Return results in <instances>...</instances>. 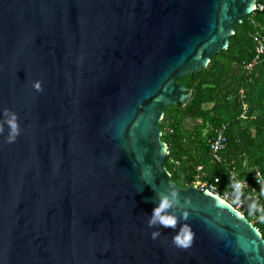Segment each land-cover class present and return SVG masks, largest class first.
Masks as SVG:
<instances>
[{
  "label": "water",
  "instance_id": "1",
  "mask_svg": "<svg viewBox=\"0 0 264 264\" xmlns=\"http://www.w3.org/2000/svg\"><path fill=\"white\" fill-rule=\"evenodd\" d=\"M256 2L0 0V264H264L240 212L172 182L157 127ZM165 196L174 228L150 224Z\"/></svg>",
  "mask_w": 264,
  "mask_h": 264
},
{
  "label": "trees",
  "instance_id": "2",
  "mask_svg": "<svg viewBox=\"0 0 264 264\" xmlns=\"http://www.w3.org/2000/svg\"><path fill=\"white\" fill-rule=\"evenodd\" d=\"M257 4L263 9L236 25L226 50L213 56L206 68L178 81L191 92L190 100L185 106L167 107L157 124L168 150L165 167L180 188L193 184L199 167L202 180L219 178L223 195L233 196L229 181L233 168L241 176L250 168H258L264 177V55L257 59L255 53L256 37L264 35V0H257ZM243 105L245 118H241ZM187 123L191 125L187 127ZM223 125L227 127V144L217 162L211 155L209 139L213 130ZM250 195L247 191L238 198L242 202L239 212L264 240V211L260 210L264 195ZM253 201L258 203L255 211L249 207Z\"/></svg>",
  "mask_w": 264,
  "mask_h": 264
},
{
  "label": "built area",
  "instance_id": "3",
  "mask_svg": "<svg viewBox=\"0 0 264 264\" xmlns=\"http://www.w3.org/2000/svg\"><path fill=\"white\" fill-rule=\"evenodd\" d=\"M262 9L263 7L257 4L256 2L253 12H255L256 10H262ZM255 53H256L257 59H259L261 56L264 55V35L259 34L256 37ZM245 111H246V105H243V114L241 115V118H245ZM226 129H227L226 125L215 128L213 130V135L211 139H209V147H210L211 155L213 159L217 162H220L219 154L224 151L226 144H227ZM175 164L177 163L175 162ZM197 172H198V175L196 176V179L192 184L193 186L197 187L201 191L208 192L211 195L218 197L219 199L226 202L228 205L232 206L234 209H236L239 212V209L242 206V202L239 201L237 198H234L233 196H231L230 193H225L224 195L221 194L220 187H219L220 185L219 178H215L213 182H208L206 180L201 179L202 167H199L197 169ZM234 174L237 178H244L246 176V182L248 184V187H245L243 189V192L250 191L251 193L250 196L254 198L258 196L261 190V185L257 182L255 177H257L258 174L259 176L263 177L261 171L258 168L248 169V171H246L245 176H241L240 172L236 170L235 168H233L229 174V181H231ZM247 175H249V177H247Z\"/></svg>",
  "mask_w": 264,
  "mask_h": 264
},
{
  "label": "clouds",
  "instance_id": "4",
  "mask_svg": "<svg viewBox=\"0 0 264 264\" xmlns=\"http://www.w3.org/2000/svg\"><path fill=\"white\" fill-rule=\"evenodd\" d=\"M32 87L36 91H43V82L41 80H35L32 84ZM6 114L8 110H5ZM7 123L11 127V134L8 137L7 143H14L17 139V137L20 135V128H19V123H18V116L17 114L13 113L12 117L10 120L7 121ZM257 182L261 185V194L264 195V177L257 175L255 177ZM231 187L233 189L232 195L234 198H239L240 196L243 195V189L245 187H248V184L246 182V177L244 178H237L235 174L233 175L231 181ZM175 195V193H173ZM171 206V201L167 196L163 197L161 199V203L159 206L155 207L153 209V214H152V219L150 220V224H155L159 222L161 225L164 227H175L177 220L176 217L172 215H162V213L165 212V209L169 208ZM250 210L255 211L258 209V203L256 201H253L250 204ZM261 211H264V207L260 208ZM153 239H157L159 236L158 232H153L151 234ZM194 238V233L192 232L190 226L185 225L174 237H173V243L177 247L181 248H188L192 245Z\"/></svg>",
  "mask_w": 264,
  "mask_h": 264
},
{
  "label": "crops",
  "instance_id": "5",
  "mask_svg": "<svg viewBox=\"0 0 264 264\" xmlns=\"http://www.w3.org/2000/svg\"><path fill=\"white\" fill-rule=\"evenodd\" d=\"M191 124L190 123H187L186 126L189 127Z\"/></svg>",
  "mask_w": 264,
  "mask_h": 264
},
{
  "label": "rangeland",
  "instance_id": "6",
  "mask_svg": "<svg viewBox=\"0 0 264 264\" xmlns=\"http://www.w3.org/2000/svg\"><path fill=\"white\" fill-rule=\"evenodd\" d=\"M165 166L167 167V164Z\"/></svg>",
  "mask_w": 264,
  "mask_h": 264
}]
</instances>
